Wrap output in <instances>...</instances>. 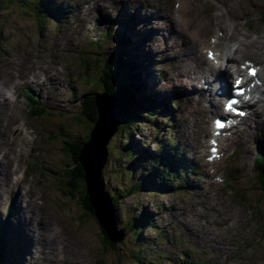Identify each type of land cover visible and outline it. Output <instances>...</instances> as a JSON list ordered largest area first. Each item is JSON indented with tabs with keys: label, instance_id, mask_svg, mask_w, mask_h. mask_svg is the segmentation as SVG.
<instances>
[{
	"label": "rangeland",
	"instance_id": "obj_1",
	"mask_svg": "<svg viewBox=\"0 0 264 264\" xmlns=\"http://www.w3.org/2000/svg\"><path fill=\"white\" fill-rule=\"evenodd\" d=\"M144 1L148 0H104L108 4V9L127 3L131 4L128 5L129 10L131 7L139 8ZM155 1L151 0L153 6L162 2L166 5L173 3L178 7L181 12L177 15L178 23L185 22L187 18L190 20L181 11L188 6L183 0ZM197 1L189 0V3L196 4ZM204 1L215 13L213 14L215 26L221 21L226 32L233 31L234 38L242 39L241 43L248 41L244 40V36H247L254 41H251L254 47L264 48V0ZM63 2L69 9L74 6L75 12L68 11L65 15V17L68 16V19L62 26L60 24L58 29L55 23L54 25L45 24L42 20L39 23L41 27L38 29L34 22L37 16L28 9L15 4L9 5L6 0H3L0 5V77L6 79L7 76H12L11 72L18 75L24 69L33 73L37 66L53 61L56 64L55 71L59 72L56 77L58 84L46 83L41 90H32V92H35L40 98L50 97L59 103V106H64L63 110L62 108L46 110L45 114L41 116L37 113L30 115L27 103L21 95L24 87L15 92L17 98L13 104L5 103L3 105L0 102V144L4 143L13 151V154L18 153L15 157L14 167L18 174L13 179L18 181L20 192L26 194L24 199L27 200L29 206H32L35 200L40 212H46L51 214L52 218L54 217L58 232L66 244L71 245L76 251L80 250V254L85 253L84 258L87 259V262L84 264H99L100 260V264H138L137 259H133L128 254H138L139 252V260H142L140 264L152 262L153 264H191L192 262L201 264L204 261L206 264H264V189H260L254 182L253 172L250 169V160L254 161L258 145L254 144L252 136L247 135L242 143L239 138V134L251 130L252 125L247 124L246 127L238 129L234 134L232 131L223 133L222 136L230 139L228 148H222L221 153L230 160L224 165L210 166L204 162L206 159L202 157V154H204V149L206 152L208 149L206 141L207 133L210 132L211 118L202 122L205 128V133H202L199 121L195 122L197 117H195V113L186 117V110H183L182 104L178 106L179 109L170 106L173 112L168 114L172 116L173 123L171 121L164 122L168 114L164 115L163 112L157 114L155 122L160 125V134H162L158 138L163 142H167L173 137L177 138L179 140L178 147L184 151L187 165L192 163L196 166L200 175L202 174V178L194 177V180L198 182V184H194L191 177L189 182L192 193L182 196L175 192L171 197L164 193L155 197L148 193L150 189L147 188L144 189L146 192L141 191L138 195L122 201L118 216L121 215L120 217H124V220L130 219L148 204V208L145 207L153 214L151 220L157 224V227L143 232L140 238H143L144 242L141 243L142 239L139 241L134 235H127L122 243L114 246L115 250L118 248L116 253L114 252L116 256L103 254L97 227L80 210L76 194L72 196L73 189L67 186L72 181L68 177L71 162L62 141L85 139L87 130L92 127L83 126L77 121L79 118L78 103L82 95L89 91L91 99L99 94L91 90L87 83L82 85L85 80L82 78V67L76 53L88 45L90 38L86 37L92 34L91 29L98 22V15L103 12L105 6L99 3V0H87L85 4L78 7L76 5L80 4V0H63ZM140 11L146 17L148 24L146 26L152 35L161 37L159 39L156 37L157 45L155 42L152 43V47L156 46V49L153 50L149 47L152 54L149 55L150 57L146 56L148 59H146L145 65L149 69L148 73L153 82V84L151 83L152 87L156 92L171 91L172 89L185 91L187 83L183 81L182 75H177V72L180 70L178 59L185 56L186 48L190 44L189 38L187 41L183 40L185 44L180 51L181 45L177 44V39L171 38L172 36L168 33L172 31L178 35V27L175 24L172 27L165 24L162 12L155 8L153 10L141 9ZM155 28L159 32L163 28L165 35L162 36L155 31ZM215 29L219 30V28ZM201 33L203 34L201 36L204 37V32ZM62 34H65L64 40H60ZM216 37L215 35L214 38ZM146 39L147 37L143 40L145 42L143 44H148ZM167 39L169 40L166 42ZM172 39L175 40L173 44L170 43ZM151 40L153 38L147 39V41ZM105 44L110 47L108 49L105 47L104 52L111 53L109 50L112 49L111 44L104 43L103 45ZM233 45L234 43L231 41H221L220 51L231 49L229 46L233 47ZM6 51L16 63L7 65ZM155 51L157 52L156 57L153 54ZM190 53L198 54L197 52ZM94 56L105 59L106 54H91L90 51L85 56L86 61L94 62ZM181 65H183L182 62ZM224 69L225 67L222 71L226 73ZM68 87L72 89L68 90ZM72 91H77L76 98L69 97V93ZM39 92L42 95H39ZM46 95L47 97H45ZM50 98H47L48 102L52 101ZM260 99L264 100V96H261ZM256 112L260 114L258 106H256ZM4 119L6 122L2 125L1 121ZM8 120L22 128L24 139L33 145L32 150L21 145L18 129H12V124ZM83 121L86 123L85 119ZM173 124L174 129H171ZM260 127L264 128V123L262 126L254 128L253 131ZM156 134L157 131L153 129L152 125L144 124L143 127H137L130 134L132 149L140 153H143L144 149L151 154L156 153L157 146L152 141ZM118 136L119 138H117ZM125 136L123 131L120 133L117 130L106 148L107 157L104 168L106 171L109 168L112 172L109 171L107 177L104 176L103 179L117 187V190H122L126 184L133 183L145 167L152 169L154 166L152 161L141 162L139 166H136L135 173L128 178V171L125 170L127 162L125 160L118 162L115 156V144L119 141L122 146ZM255 138L258 139V135ZM73 141L70 143L72 144ZM197 152L200 154H198V159L195 158ZM37 167H39L38 171ZM210 168L211 170L215 169L214 175L210 174ZM230 172L234 174L229 182L226 175ZM18 193L15 188H11V183L5 176L0 179V214L3 218L6 217L7 208L11 206L14 208L13 199L18 197ZM194 194L195 197H193ZM204 194L207 195L203 199L202 195ZM208 196L213 199L209 200ZM24 199L19 200L20 210L23 208L26 210ZM157 202L163 205L160 212L154 206ZM170 206L171 212L168 208ZM34 212L38 215L37 210ZM59 216L60 219H58ZM172 216H176V219ZM7 217L10 218V214H7ZM31 219V224H35V218L31 217ZM3 221L4 219L0 220V222ZM36 225L31 229L34 230ZM185 225L199 235L198 241L192 237L195 236L192 235L193 232L192 236L187 234ZM18 230L20 231V229ZM174 233L181 235L180 243L174 242ZM184 235L187 237L185 240ZM13 237L9 239L7 237V240L13 242L15 241ZM45 250L49 251L47 248ZM121 251L125 252V255L120 254ZM185 252L190 253L189 258L181 257ZM32 254L33 251L26 252L21 264H72L68 259H62L64 253H58V251H54L52 255L47 254L50 261L46 259L47 256L44 253L36 259ZM12 255L14 256V253Z\"/></svg>",
	"mask_w": 264,
	"mask_h": 264
},
{
	"label": "trees",
	"instance_id": "obj_2",
	"mask_svg": "<svg viewBox=\"0 0 264 264\" xmlns=\"http://www.w3.org/2000/svg\"><path fill=\"white\" fill-rule=\"evenodd\" d=\"M2 1L3 0H0V5H2ZM6 1L9 2V5L15 4L21 6L22 8H26L31 11V13L35 14V16H37V22L34 19L33 20L38 29L41 27L39 26V23L42 20L41 18L48 17L46 3L44 0ZM100 48L105 50V47L103 46ZM125 51V44H122V46L120 45V49L117 53H108V51H105V59L100 56H94V62L90 63L85 61V65L82 67V76L85 80L84 83H87L88 87L91 90L96 91L97 94L106 95L110 98H118V104L115 112L116 127L118 132L120 131L121 133L123 131L126 136L123 139V142H125L122 146L119 141L115 144V156L116 161L121 162L125 160L127 162L125 170L128 171V178H130V176L135 173L136 166H139V163L141 162L147 163L149 161H156L155 166L158 167L160 165L158 170L156 168L151 169L149 167H145L143 171L138 174L137 179L131 184H126L127 187L122 190H117V187L113 186L111 183L106 184L107 186L105 191L108 193L112 203L116 207L115 221L117 229L124 230L125 237L127 235H134L140 241V239H142L140 237L143 232L146 231V229L155 228L153 222L150 219L151 213L144 206L139 213L134 214L130 219L124 220V217L121 218V215L118 216L120 213L118 211L121 202L125 201L131 196L138 195L141 191L146 192L144 189H147L151 186H155L153 190L148 192L152 194L161 193L162 190L168 189L164 182L169 181V178L174 179L175 176L178 175L180 168L178 167L179 163H176V155L174 157L172 156L171 160L163 164L162 160L165 158L162 156L160 158H154L152 154L148 151H145V149L143 150V153L135 152L132 149V136H130L132 131L137 129L139 126L143 127L144 124H156V122L153 123L155 116L162 111H170V107L159 106L157 108V104L155 102H150L149 98L138 91L137 86L139 83L138 79L136 78L137 75L134 73V69L137 68V64L133 63V59L135 58H131L129 53L125 54ZM88 93L83 94L82 99L78 103L79 115L86 117L85 121L87 124H84L87 127L94 125L97 116L94 101L93 99L89 98ZM40 113H42V110H40ZM142 119L146 121L143 122ZM119 136L117 138H119ZM70 141H68V139L67 141L63 140L62 144H64L66 148L71 163L75 162V167L72 166L71 170L68 172V177L72 179V181L67 184V186L73 189V192L71 191V195L75 196V191H77L79 187H77V184L82 181L81 179L83 177V173L77 164V157L82 150V146L86 143L87 137L85 139H76V141L74 140L72 144ZM72 155L74 156V160ZM250 169L251 172H253L252 179H254V182L259 186L260 189H264V149L261 152H258L257 156L254 158V161L250 160ZM109 171L112 172V170H109L108 168L104 175H106V172L109 174ZM177 178L178 176L176 179ZM86 200V196L83 195L78 203L79 206L83 208V210H88ZM1 232L3 231L0 229V264H11L12 259L10 260V258L7 257L9 248L4 239L5 236ZM142 242L143 239L141 240V243ZM101 244L103 249V243ZM110 246L112 252L115 251L116 253L118 248L115 250L111 244ZM103 254L106 255L105 251H103ZM120 254L125 255V252L121 251ZM128 255H130L133 259H137L138 264L141 263L142 260H139L140 252L138 254L130 253ZM6 259H8L7 263H5ZM150 264H153V262ZM192 264L196 263L193 262Z\"/></svg>",
	"mask_w": 264,
	"mask_h": 264
},
{
	"label": "bare ground",
	"instance_id": "obj_3",
	"mask_svg": "<svg viewBox=\"0 0 264 264\" xmlns=\"http://www.w3.org/2000/svg\"><path fill=\"white\" fill-rule=\"evenodd\" d=\"M86 2H87V0H80V4H77V6H79V5L82 6ZM183 2L188 6L181 9V11H182V13L187 15L190 18V20L187 18L185 20V22L180 21L179 23L177 20V15L181 14V12L178 9H176L175 6H172L173 3H171V5L170 4L166 5L162 2H158V3L154 4V6H153V4L151 3V0H150V2L148 1V2L140 4L141 9L153 10L155 8L156 10H159L165 16V18H163L165 24H167L169 26L171 25V27H172L173 26L172 23H173L178 27V29H179L178 35L176 34V32L174 33L172 31H169L168 33L172 36L171 38L177 39L176 40L177 44L181 45L180 51L182 50V48L185 44L183 40L187 41V38H189L190 44L186 48L187 49L186 54H185L186 58L182 56L181 61H179V64H181V62H182L183 65H181V66L179 65L181 71L177 72V75H180V76L182 75V76H185L186 78L190 79L191 85L193 86V83L197 78L196 72L198 71L195 68V66H198V64L203 65V67H204L203 73L221 74L220 72L224 67H225L224 70L228 71L227 67H228L229 62H232V64L234 66H237L236 63L240 64L241 60L244 59L247 62H250L251 65L252 64H255V65L259 64V66L261 65V67L263 68L262 78H259V80H257V81L261 82V84L264 85V48L263 47H259V48L254 47L251 43V41L252 42H254V41L252 39H249L250 37H247V36L246 37L244 36V40L245 41L248 40V41L245 43H241L242 39L234 38L233 31H229L228 33L226 32V30L223 27V23L221 21L219 22L220 24L217 23V25L215 26L213 23V19H214L213 14H215V13L213 12L212 8H210L204 0H198L196 2V4H190L189 0H183ZM99 3H101L102 5L105 6L104 0H99ZM68 11L69 12H75V7L72 6L70 9L68 7L63 8L64 14H67ZM133 27L131 26L128 30L123 32V33H125V36L131 35L135 32L134 29H131ZM215 28H219V30H216ZM201 32H204V34H205L204 37H202L200 35V34H202ZM217 32H220V34H221V35H218L216 37L218 40V43L215 44L214 51L208 50L207 44L205 46V43L209 37L217 35ZM161 34H162V36L165 35V30L163 28H162ZM64 36H65V34H62L61 35L62 38L60 40H64L65 39ZM221 38L227 39V40L234 43L233 47L231 48L230 52L227 55H222L218 51V49L220 48L219 43H220ZM168 40L169 39H167L166 42ZM170 43L171 44L175 43V40L174 39L170 40ZM149 44H150V47L153 48L151 46V42ZM141 47L144 50H147L146 44H143L142 42H141ZM154 48L156 49V46ZM154 48H153V50H155ZM190 52H197L199 55H193ZM215 52H218V53H215ZM210 55H211V58H209ZM238 55H240V57H238ZM6 57L8 58L9 64L15 63V61L11 58L10 54L7 51H6ZM191 61H194L195 66L191 65ZM215 62L217 63V65H214ZM232 64H229V65L231 66ZM188 65H191V66H188ZM55 67H56V64L53 61H48L47 64L37 66L36 70L33 73H30V72H28L27 69H24L22 77L26 78L28 76V74H30L31 77H30V79H25L24 80L25 82H23V83L16 82L14 80L13 81L12 80L6 81V79H3L0 77V102H1V104L5 105L6 94L7 93L12 94L11 92H14L16 90V88H18L20 85H23V86L29 85L33 88L41 87L43 85V83H46V82H50L51 84L53 83V84L57 85L58 81L56 80V77L58 76L59 72L55 71ZM254 77H256V76H254ZM9 78L13 79L14 77L10 76ZM15 80H21V79H20V77H15ZM151 82H152V80L150 79V82H148L147 85L150 86ZM250 83L254 85L253 78H251ZM230 84H231L230 82L225 83V85L220 89L222 92V95L227 96V95L231 94L232 88H231ZM185 86H186V84H185ZM191 91H192V93H195V95L200 94V92L198 90L193 89ZM254 91L256 93L260 94V91L257 89H255ZM222 95H220V96H222ZM199 99L201 101L206 102V104L210 105L211 111H215L219 105V102H220L219 100H217L216 97H212L207 101H205V99L203 97L199 98ZM8 102L12 103V102H10V100H8ZM258 103H260V102H258ZM241 109L245 112V110H249L250 107L247 105H243L241 107ZM252 113L254 114V112H252ZM226 114L232 115L231 112H227ZM233 119H234V117H233ZM239 119H245V117H242ZM223 128L226 129L227 127L224 126ZM210 139H211V143H213L215 146H217L219 142H223V143L226 142L225 138L219 137V135H214V133L210 134ZM16 155H18V153L15 152L13 154V151L11 149H9L4 143L2 145L0 144V179L5 176V178L9 181V183H11V188H15L19 192L18 193V199H20V198L24 199L26 194L23 192L22 193L20 192V189L18 187V181L13 180V177L18 174V172L14 168ZM195 155H196L195 158L198 159V156H197L198 153H196ZM211 156H214V153H212ZM60 177H61V175H60ZM206 195L207 194L202 195L203 199ZM208 198H209V200L213 199L211 196H208ZM206 200H208L207 197H206ZM24 201L26 204V210H24V208H23L21 210V212H23L27 216L24 215V217L22 219L21 218L18 219L17 228L20 229L21 232H23V238H26L27 235L30 237H33V240H32L33 248L36 247V249L38 251L46 254V256L49 253L52 255L54 251L55 252L58 251V253H60V252L64 253L63 254L64 256H62V259H68L70 262H72V264H84L85 262H87V259L84 258L85 253L80 254V250L76 251L73 247H71V245L66 244V241L61 238L60 233L58 232L56 220L54 219V217L52 218L51 214H48L46 212L39 213V211H38V213L41 215V217H40L34 212L37 209L39 210V208H34V207L29 206L26 199H24ZM212 206H214V205H212ZM31 217L35 218V221H36L35 224H31V222H32ZM58 219H60V216ZM10 223L13 225L12 222H10ZM35 225H36V227L34 228V230H32L31 227L35 226ZM13 226H15V225H13ZM189 232L194 233V231L192 229H189ZM189 232H188V234L190 235ZM256 232H258V231H256ZM195 234H196V232H195ZM190 236H192V235H190ZM192 237L195 240L198 238V236H192ZM250 239H251V237H250ZM198 240H199V238L197 239V241ZM25 244H26V242H25ZM45 248H47L49 251L45 250ZM241 251H244V250H241ZM34 258L36 259V257H34ZM20 259L23 260V258H20ZM10 260H11V258H10ZM18 264H20V261H18Z\"/></svg>",
	"mask_w": 264,
	"mask_h": 264
},
{
	"label": "water",
	"instance_id": "obj_4",
	"mask_svg": "<svg viewBox=\"0 0 264 264\" xmlns=\"http://www.w3.org/2000/svg\"><path fill=\"white\" fill-rule=\"evenodd\" d=\"M92 99L97 116L94 125L87 130V141L77 157V164L83 177L82 181L77 184L79 187L76 197L79 203L80 198L83 195L86 196L88 210H83L79 206L80 210L97 227L101 243L104 246L103 251L114 257L115 251L112 252L110 244L114 247L122 243L125 232L117 229L114 204L105 192L102 176L107 157L106 148L117 132L115 112L118 98L98 95ZM85 118L80 116L77 121L85 126L83 121ZM72 158L74 160V156ZM74 163H71V167L74 166Z\"/></svg>",
	"mask_w": 264,
	"mask_h": 264
},
{
	"label": "snow or ice",
	"instance_id": "obj_5",
	"mask_svg": "<svg viewBox=\"0 0 264 264\" xmlns=\"http://www.w3.org/2000/svg\"><path fill=\"white\" fill-rule=\"evenodd\" d=\"M209 58H211V55L209 56ZM249 75H254V73L252 71L249 72ZM236 85L239 86L241 84V81L239 79L236 80ZM238 95H242V92H238L237 93ZM235 104V101H230L229 104L225 105V110L228 111L231 109V105ZM216 127L217 128H223L224 127V124L217 120L216 121Z\"/></svg>",
	"mask_w": 264,
	"mask_h": 264
}]
</instances>
